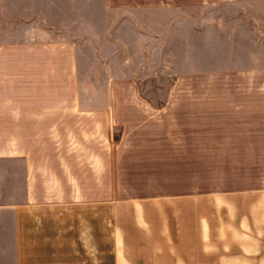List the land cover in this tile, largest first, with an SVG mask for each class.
<instances>
[{
	"label": "crops",
	"instance_id": "crops-1",
	"mask_svg": "<svg viewBox=\"0 0 264 264\" xmlns=\"http://www.w3.org/2000/svg\"><path fill=\"white\" fill-rule=\"evenodd\" d=\"M189 2L195 93L171 95L162 107L138 97L134 79L84 76L71 40L0 42L10 264H52L63 254L86 257L55 264H100L97 244L51 248L48 215L91 209L96 223L97 205L127 202L136 205L139 237L114 215L111 264H264V0ZM180 182L202 184L203 208L172 210L180 233L196 215L197 237L167 234L165 209L153 220L145 203L158 196L126 195ZM195 238L206 245L202 259L129 254L195 246ZM3 243L0 236V264Z\"/></svg>",
	"mask_w": 264,
	"mask_h": 264
},
{
	"label": "rangeland",
	"instance_id": "rangeland-1",
	"mask_svg": "<svg viewBox=\"0 0 264 264\" xmlns=\"http://www.w3.org/2000/svg\"><path fill=\"white\" fill-rule=\"evenodd\" d=\"M24 39L73 41L80 52V62L86 72L84 76L95 78L102 72L104 80L107 76L134 79L135 94L150 99L156 107H162L171 95L195 93L189 0H0V42ZM121 93L125 95L127 92ZM169 185L171 189L167 190ZM169 185L158 184L154 189L151 186L141 187L143 191L127 188L131 192L126 195L158 196L157 201L145 203V209L154 215L153 220H158V210L165 209L160 214L166 216H161L165 222L170 221L171 232L167 234L176 238L179 234L182 237L183 234L197 237L196 215L192 213V226L186 225L185 229H188L180 233L177 232L172 210L186 207L194 212L196 207L203 208L201 182ZM8 197L7 193L0 195V203H7ZM135 209L133 202L97 205L96 223L94 217H88L93 213L91 209L89 213L86 210H67L59 215L49 214L51 248L71 249L79 245L89 247L97 244L99 263L111 264L115 227L113 216L121 217L131 232V238L133 236L138 240L139 235L132 230V213ZM7 216V208L1 207L0 218L3 221L0 236L8 240L6 248L4 243L2 247L3 261L10 264ZM94 223L97 237L92 232ZM190 227L192 230H189ZM90 229L91 236L88 233ZM197 241L195 238V246L133 250L129 254L134 260L143 256L149 259L169 258L170 261L178 253L198 260L202 259V249L206 251V245L197 246ZM81 256L54 255L51 262L55 264L65 258L76 261L86 257ZM88 257L91 258L90 255ZM92 257L95 259V253Z\"/></svg>",
	"mask_w": 264,
	"mask_h": 264
}]
</instances>
